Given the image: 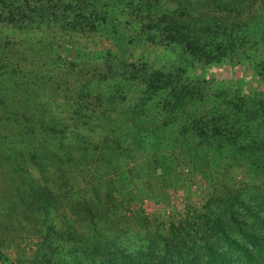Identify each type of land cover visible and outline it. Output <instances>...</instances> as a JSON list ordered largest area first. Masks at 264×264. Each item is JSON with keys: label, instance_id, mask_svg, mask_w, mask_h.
I'll return each mask as SVG.
<instances>
[{"label": "trees", "instance_id": "1", "mask_svg": "<svg viewBox=\"0 0 264 264\" xmlns=\"http://www.w3.org/2000/svg\"><path fill=\"white\" fill-rule=\"evenodd\" d=\"M254 1L0 0V106L21 114L29 155L6 170L39 233L27 264H264V94L187 72L242 61L264 81V13L228 20ZM135 43L161 61L134 59ZM3 186L0 235L21 233ZM130 204L139 229L123 230Z\"/></svg>", "mask_w": 264, "mask_h": 264}, {"label": "rangeland", "instance_id": "2", "mask_svg": "<svg viewBox=\"0 0 264 264\" xmlns=\"http://www.w3.org/2000/svg\"><path fill=\"white\" fill-rule=\"evenodd\" d=\"M254 3L255 4L249 6L250 2H248V7L243 12H231L232 15H230L228 20L235 18L238 21H242L246 27H251L259 18H261L262 13H264V0H255ZM217 14L221 13L218 12ZM254 35L253 40H257L259 42L264 40V28L260 34L257 35V33H255ZM61 51L64 55L76 57L75 52L68 51L65 47H63ZM131 51L133 54L131 56L134 59L144 57V59L147 58V60H150L153 63L161 61L162 59L160 50L156 46L135 43L131 45ZM252 55L255 59L264 58V46L261 47L259 52L257 51ZM187 72L191 77L203 76L206 78H213L217 82L240 88L245 92L256 90L264 94V81H260L256 78L252 65L248 66L246 62H220L212 65L197 64L196 66L188 67ZM6 108L7 107L5 106H0V180H3L4 182L2 191L7 199L4 207L11 210V215L23 220L22 225L24 226V229L21 230V233H9L7 235L4 230L0 235L2 236L1 238H3L2 241L0 238V242L2 243L0 253L11 257H20L25 260V263L22 264H27L26 261L34 256L36 251L35 242H38L39 240V233L33 232V226L37 225V217L34 214L31 215L32 213L29 210L30 207L35 208L36 205L30 206L31 202L29 201V198L26 199L27 204H25V197L23 196L24 193L21 191L17 192L15 190L12 178H10L11 174H9L6 170V166L12 165V161L10 160L19 156L17 154L18 151L23 152L22 154H24V157H21L22 160H20L17 165L18 168H20V166L24 167L26 164L23 165V160L29 158L26 144L19 142L18 137L21 136L20 132L23 131L20 128L18 129V126L21 127L19 121L21 114L19 113V115H16L18 112L11 111L10 109L7 112ZM182 171L183 173H189L188 168H183ZM66 172L69 175L68 179L71 180L69 184L72 185V188L77 187V185H81V178L76 174V169L74 167H66ZM59 182L60 181L58 179L56 186H59V192H63L66 187L60 185ZM84 188H88V185L84 186ZM175 196H177L176 203L179 204L181 202V197H183L181 192L179 191L175 194ZM57 202L58 205L54 203L56 205V210L53 211V214L61 215L59 217V221L63 225V231L72 235V231L75 229L73 221L77 219V215L69 208L70 205L68 204L71 203V199H64L63 197H60L57 199ZM133 205L135 204H130L128 211L132 208H136V205ZM141 206L145 209L148 215H152L158 207L150 200H146ZM123 213L124 212H122V214ZM132 213H134V210H131V212L128 213L127 219L125 218L122 220L121 225L123 226V230L139 229L137 219L131 217Z\"/></svg>", "mask_w": 264, "mask_h": 264}]
</instances>
